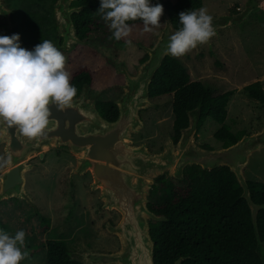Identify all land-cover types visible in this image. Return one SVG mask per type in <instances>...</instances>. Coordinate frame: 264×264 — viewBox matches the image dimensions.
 <instances>
[{
    "label": "water",
    "instance_id": "obj_1",
    "mask_svg": "<svg viewBox=\"0 0 264 264\" xmlns=\"http://www.w3.org/2000/svg\"><path fill=\"white\" fill-rule=\"evenodd\" d=\"M73 1L56 0L53 4L57 43L64 50L72 49L74 43H88L76 34L72 14L79 12L81 7H71ZM159 3L164 9L163 29L151 46L138 43L148 57L137 66L136 74H131L125 66L116 69L124 75L125 83L114 101L119 110L115 120L110 121L101 115L97 100L91 97L90 85L84 84L70 107L60 111L55 105L51 106L52 114L43 137L29 139L19 129L0 122V144H4L6 157H11L10 163L0 170V201L24 194L25 172L31 167L28 160L32 154L43 159L45 148L68 146L78 158L74 171L77 174L90 171L94 178L91 186L101 189L104 208L117 209L121 213L119 223L106 224L108 231L119 237L120 248L111 252H69L71 260L82 264H155L150 222L167 218L148 207L152 182L166 172L170 177L183 180L185 169L195 164L204 170L220 166L230 168L243 189L242 197L249 203L257 231L258 211L264 206L252 201L244 169L251 154L264 148V127L251 135H243L227 147H201L196 142L202 115L200 103L188 111L189 123L181 129L177 142L169 137L160 152H151L146 144H131L132 133L144 126L139 111L154 106L150 84L165 57L171 56L166 51L168 38L178 30L172 23L166 2L161 0ZM257 6L255 0H250L238 13L212 18L215 34L221 29L244 25ZM13 29L12 10L5 0H0V33L11 36ZM211 38L206 42L210 47ZM195 49L201 53L202 44ZM256 233L258 250L263 256V242L258 231ZM186 258L179 257L174 264H182Z\"/></svg>",
    "mask_w": 264,
    "mask_h": 264
},
{
    "label": "rangeland",
    "instance_id": "obj_2",
    "mask_svg": "<svg viewBox=\"0 0 264 264\" xmlns=\"http://www.w3.org/2000/svg\"><path fill=\"white\" fill-rule=\"evenodd\" d=\"M53 1L41 0V4L36 0L14 2L16 9L12 18L14 26L12 34L19 33L22 39L31 33V23L35 22L56 35L54 9L51 6ZM249 1L203 0L202 7L214 18L223 14L238 13ZM255 2L258 6L244 25L221 29L211 38V47L203 43L201 53L198 54L194 48L179 57L190 72L191 80L203 82L214 95L235 90L227 105L228 116L225 123L234 133L245 131L244 135H251L264 127V104L243 90L244 86L256 81H260L264 89V0ZM10 9L13 11L11 7ZM160 22L154 41L149 40L145 45L151 46L156 41L164 27L163 16ZM1 34L6 35L2 32ZM104 35L100 31L91 42L74 43L70 50L62 49L61 45L55 43V39L51 42L64 54L65 68L70 73V78L71 53L81 46L96 49L95 56L89 55L82 60L97 79L94 86H91V93L93 89L91 97L100 101H115L122 92L121 86L125 83L124 75L118 73L116 69L125 66L131 74H136L137 66L147 53L138 43L123 44L111 38L112 35L108 39ZM111 74L117 75L118 79L112 78L114 85L104 88L103 86H106L104 80L107 82ZM151 102L154 106L139 111L144 126L132 133L131 144L134 146L146 144L151 152H160L169 137L175 134L172 96L151 98ZM220 127L221 124L208 117L200 130L198 129L196 142L204 148H222L223 142L214 137V133ZM0 157H6L4 144H0ZM38 157L37 154L30 156L28 163L31 167L25 172V178H29V182L31 180L38 190L37 195L41 197V213L50 220L53 228L51 237L64 238L70 252L118 250L120 239L108 231L106 224L119 223L122 215L117 209L104 208V201L100 198L101 189L91 186L94 178L90 171L81 174L74 171L77 166V155L68 146H52L45 148L43 159L38 160ZM5 167H0V170ZM244 174L247 181L264 183V148L251 154ZM165 175L170 177L169 172ZM155 183L156 179L152 182L150 194ZM31 188L24 184L27 194L29 190L31 194ZM10 200L8 197L0 205V229L5 231L7 222L17 219L21 210L16 202H9ZM68 210L72 212V217L64 221ZM47 238V235L44 236L41 232V243ZM34 259L35 261L31 260L34 263L47 264L44 250L41 251V257L34 256Z\"/></svg>",
    "mask_w": 264,
    "mask_h": 264
},
{
    "label": "trees",
    "instance_id": "obj_3",
    "mask_svg": "<svg viewBox=\"0 0 264 264\" xmlns=\"http://www.w3.org/2000/svg\"><path fill=\"white\" fill-rule=\"evenodd\" d=\"M160 1L152 0L153 3ZM165 2L177 29L181 27L178 17L180 12L198 10L203 5V0ZM73 4L81 7L79 12L72 14L76 34L80 39L91 42L100 31L106 39L112 35L102 13L98 11L100 0H74ZM234 11L237 12L236 9ZM31 24V33L21 39L22 47H35L43 39H55L56 35L42 27V24L41 27L35 22ZM129 24L132 32L127 38L119 40L120 43L126 44L125 39L130 40L131 44L154 41L157 27L151 32H144L141 20L129 21ZM71 54L70 82L75 85L78 94L84 84L94 86L97 82L92 71L82 61L89 55L95 56L96 49L81 46ZM146 58L147 55L141 61ZM112 78L117 80L118 76L109 75L108 81L104 80V88L114 85ZM243 90L264 104V89L260 81L244 86ZM234 91L214 95L203 82L191 80L190 72L182 60L173 56L165 57L150 84L151 98L172 96L175 142L180 138L181 129L189 123L188 111L201 103L202 115L198 129L208 117L221 124L214 137L223 142V147L237 142L245 133H234L225 123L227 105ZM97 107L101 115L110 121L115 120L119 114L118 106L113 101L98 102ZM247 182L252 201L264 206V183ZM242 193V187L228 166L204 170L195 164L185 169L183 180L167 175L158 177L149 196L148 207L167 220L150 222L155 243V264H174L179 257H187L182 264H264V257L258 250L256 233L258 231L264 243V207L258 211L256 231L251 208ZM67 250L64 241H49L47 264H82L71 260Z\"/></svg>",
    "mask_w": 264,
    "mask_h": 264
},
{
    "label": "clouds",
    "instance_id": "obj_4",
    "mask_svg": "<svg viewBox=\"0 0 264 264\" xmlns=\"http://www.w3.org/2000/svg\"><path fill=\"white\" fill-rule=\"evenodd\" d=\"M119 41L132 32L129 21L141 20L144 32L159 27L163 5L152 0H100L98 9ZM181 27L168 38L166 51L181 57L198 44L215 35L212 17L201 7L182 11L178 15ZM130 45L131 41L125 39ZM64 54L49 40L43 39L33 49L21 46L19 33L0 35V122L32 138L45 135L51 106L63 111L70 107L77 89L70 82ZM11 157H0V167L7 166ZM26 233L23 229L9 234L0 229V264H21Z\"/></svg>",
    "mask_w": 264,
    "mask_h": 264
},
{
    "label": "flooded vegetation",
    "instance_id": "obj_5",
    "mask_svg": "<svg viewBox=\"0 0 264 264\" xmlns=\"http://www.w3.org/2000/svg\"><path fill=\"white\" fill-rule=\"evenodd\" d=\"M25 1H27V0H25ZM36 1L41 4V0H36ZM14 2L20 3L21 0H5L7 7L9 6V8L11 7L13 9L12 18L15 14V9H16L15 6L13 5ZM53 4H54V1L51 5L52 9H53ZM75 6L77 7L79 5L73 4V2H72L71 7H75ZM55 29H56V24H55ZM1 35H4V34H1ZM62 40L63 39H61V41ZM82 41H85V40H82ZM56 42H57V33L55 36V43ZM28 48H34V47H28ZM91 94L93 95V89H92ZM98 102H103V101L97 100V106H98ZM173 136H172V138H173ZM37 159L41 160L40 157H38ZM39 174L41 175L40 172H39ZM32 183L33 182L31 180L29 182V178L26 177L25 178V186L27 188H29V186L31 188V186H32L31 194H30V190H29L28 194L24 191V194L21 197L12 196V197H10L11 200L9 201V202L13 201L14 203L16 202V204L18 205V207L21 208V210L19 211L20 215L17 219H12L11 222H7V224H6L7 232L9 234L14 235L17 230L23 229L26 233L25 244H24L22 250L25 251L27 253V255L21 261V264H26L28 262L29 263L31 262V264H37V263L32 262V261H35L34 256L35 257H39V256L41 257V251H43V250L46 252V255H47V244L51 240L64 241L66 243V246L68 249L67 251L70 252V248L68 247V243L66 242V240L64 238L60 239V238L51 237L52 230H53V228L51 227V222L48 218L43 216L41 213V197H39L37 195L38 190H37V188H35L36 187L35 184L33 185ZM5 199L0 201V205L5 201ZM71 217H72V212L70 210H68V212L65 215L64 221L70 220ZM41 232L44 234V236L47 235V237H48L42 243H41ZM48 235H50V237Z\"/></svg>",
    "mask_w": 264,
    "mask_h": 264
}]
</instances>
